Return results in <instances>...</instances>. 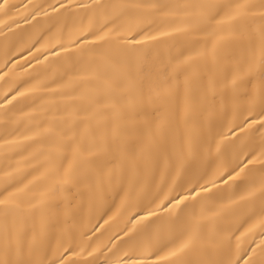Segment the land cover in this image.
Here are the masks:
<instances>
[{"label": "bare ground", "instance_id": "6f19581e", "mask_svg": "<svg viewBox=\"0 0 264 264\" xmlns=\"http://www.w3.org/2000/svg\"><path fill=\"white\" fill-rule=\"evenodd\" d=\"M262 30L264 0H7L0 229L12 252L0 244V262L244 264L259 253Z\"/></svg>", "mask_w": 264, "mask_h": 264}, {"label": "snow or ice", "instance_id": "6c2138e0", "mask_svg": "<svg viewBox=\"0 0 264 264\" xmlns=\"http://www.w3.org/2000/svg\"><path fill=\"white\" fill-rule=\"evenodd\" d=\"M6 3H7V0H4L3 3H0V8H3L6 5ZM139 6L140 5H137V7H139ZM198 7L203 8V9H208L209 11H211V10L217 8L218 6L215 4H206V5H199ZM229 7H231V6H229ZM237 8L238 9L246 8V6L245 5H237ZM262 36H264V30H262ZM99 39H103V37H99ZM87 42H88L87 39H85V43H87ZM125 43L135 45V44L141 43V41L136 39V37H131V38H126ZM130 51L135 52V51H138V49L133 48V49H130ZM262 67H264V61H262ZM260 102L262 105H264V89H262L261 93H260ZM260 116L264 117V111L261 112ZM256 122H258L256 119L252 120V123H256ZM259 122H261L262 125H264V120H260ZM246 163L250 164V163H253V161L251 159H249L248 161H246ZM242 170H243V168H241V171ZM229 178H232L231 174H229ZM201 191L209 192L210 188L202 187ZM187 198H188L187 196H184L181 199H187ZM3 204H5V201L0 200V205H3ZM4 211H5V215H7L8 212H10V209L5 208ZM147 215L152 216V215H156V213L149 211ZM146 218L147 217H144V216L140 217V219H142V220L146 219ZM151 226L152 225L150 224V225H147L146 227L151 228ZM157 234H159V233H157ZM151 238H152L151 234H149L148 235V246L145 249V255L147 254V251L151 247ZM191 243H192V241H191V239H189L184 244H182L180 246V248H177L174 251H172L170 253V255L177 256L178 253H180V252L184 251V249L188 248ZM0 244L3 245L2 250H3L4 255L6 257L10 256L11 252H12V232L8 228L6 221H5L3 228L0 229ZM0 264H30V262L25 261L24 259H16L15 261L12 259H5L4 261L0 262ZM61 264H63V262H61ZM132 264H151V262L147 261L146 259H139V260H133ZM173 264H183V262L180 260H177V261H174ZM244 264H264V247H261L259 253H256V251L253 250L252 255L247 260L244 261Z\"/></svg>", "mask_w": 264, "mask_h": 264}]
</instances>
